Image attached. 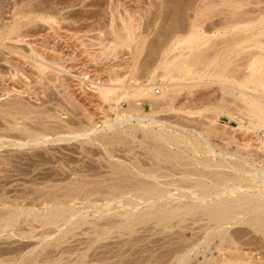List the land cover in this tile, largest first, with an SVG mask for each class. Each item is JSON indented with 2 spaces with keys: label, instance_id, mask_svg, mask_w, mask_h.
Here are the masks:
<instances>
[{
  "label": "bare ground",
  "instance_id": "1",
  "mask_svg": "<svg viewBox=\"0 0 264 264\" xmlns=\"http://www.w3.org/2000/svg\"><path fill=\"white\" fill-rule=\"evenodd\" d=\"M219 1H224L223 4L226 3L225 5L230 7V10L228 9L230 13L227 11L230 16L229 20L222 23L214 22L211 26H206L205 23L210 18L206 19L212 16L213 7L211 5L212 2L215 3V0L210 2L206 0L205 10L200 9L198 4L194 8L195 11L193 9L196 14L195 18H190L187 28L185 27L184 31H181V29L171 32L170 38L165 44L166 46L164 45L165 47H163L164 50L162 49L163 51H161L159 63L150 71L147 78L138 75V72L136 73L138 67L135 64L134 67L130 68L129 74H111L105 80L92 79V77L88 76V73L73 75L66 68L60 67V69L57 67L56 60L53 61L52 57H50L52 60L49 59L37 47L31 45V42L27 39L30 37L27 30L30 29L29 26L33 25V22H36L37 18L50 24L56 23L57 20L50 15H45L44 13L47 10L43 13L42 10L46 8H43L45 5L41 2L38 4L33 3L29 7L26 6L23 0H5L0 3V62L10 63L7 67L8 70L0 71V83L8 84V86L10 83V88L5 87L7 93L13 92L15 96H21V94L26 92L24 87H29L34 82L39 84L44 81L49 84H52L50 82L55 83L60 75L59 72L66 70L65 72L69 75L71 74L80 79L82 84L87 83V81L90 82L95 88L94 91L98 94V97L108 103L116 117L112 120H107L106 123L113 121L114 124L116 122L118 125H123L136 120L133 126L129 124V127L126 125L127 128H125L131 132L133 130L143 131L146 140L151 139L155 142L154 148L149 150L152 154H150V158L148 157V161H139V159L137 162L136 158L135 161L137 163H133V169L127 168L128 165L124 166L121 163L119 167L115 165L117 169L114 168V170H117V172L114 170L113 172H116L118 176L122 175V179H120V183H116L114 180V185L110 183L112 185H108V187L110 186L109 189L106 188L108 189L106 191L107 202L104 204L105 210L103 211H105V216L109 215L111 217L105 220V224H96V227H98L97 229L95 227V231L92 232L96 234V240H100L104 232V236L108 238L113 228H119V230L122 229L133 234L140 225L151 223L155 228L157 226L164 227L166 231V229L174 228L177 225L180 226L191 219V222L194 220L192 226L195 225L197 227L198 225L197 228L202 231L199 234L202 233V235H198L195 231V226L190 227L185 223L187 224L183 226L185 232L192 229L196 239L188 243L190 238H187L184 247L182 246L181 250L178 247L180 251L177 249L179 252L175 253V261H170L168 264H188L194 259H197L200 264H264V244L262 243L264 241V166L257 168L255 167L256 164H253L251 169L244 166L245 164L242 165V162L240 164L235 163V155L221 150L222 147L219 149V146L214 145L210 140L208 131H195L193 129V131H190L188 128L180 129L181 127L177 129V126V130L175 128H172L175 130L168 128L156 129L155 127L160 121L151 116L158 108H163L164 110L169 108L171 110L177 97L181 94L180 92L183 91L182 89H186V91L190 89L192 91L202 85H206V87H208L207 85H220L223 87L222 90L224 92L222 97L223 95L231 97L232 100H229L228 103L235 105L234 108L238 107L241 112L245 113L244 116L248 118V126L243 125L241 121L242 123H239L240 128H245L249 131L253 130L254 132L264 131V0H253V4H256L253 8L249 7V3L252 0L250 2H248L249 0ZM204 18L205 21H203ZM129 19H125L123 25L119 26V28L113 27V24L110 25L112 26L111 33L116 43L113 49L118 47L133 48L134 45H137L138 36L132 28V19ZM214 38L219 40L216 39L215 42ZM22 43H26L28 48L17 46ZM212 49H215L213 53ZM107 51L108 49L106 48V53ZM8 56L17 58V62L12 61V59L9 61ZM28 66L34 67L37 71L31 70L32 68L30 71H26ZM24 68H26L25 71ZM214 70L215 73H213ZM214 76L217 78H214ZM12 82H17V84L23 82L22 84H25V86L23 87L21 83L19 87L14 84L11 85ZM30 90L33 89L30 88ZM214 98L217 101L218 98ZM18 100L16 102L8 101L10 104H5L8 107L4 108L5 105H3L4 107L1 108L3 111H0L1 114L4 113L6 115L4 117L7 120V116L15 117V119L9 118L12 120V122L10 121L12 124L11 128L15 129L20 128L18 127L20 122H14L17 121L16 116L27 118L30 113H28L25 106L23 107V103L18 102ZM124 102L125 104L123 105ZM136 103L149 104L151 113H146L141 105L135 107ZM25 105L27 106V103ZM224 105L226 106V104ZM228 105L226 107H229ZM192 110L189 111L188 109L187 113L201 114L203 112V109L198 112ZM52 115L54 116V113ZM118 115L123 117H118ZM229 115L232 118L237 117L233 113H229ZM166 123L169 122L161 121L159 125L165 126ZM28 124L26 122L25 125L27 126ZM28 127L30 126L24 127L22 125L20 129L24 131H22L23 134L27 133L30 140L14 142L13 146L16 145L18 148L28 144L39 146L40 143L44 144L50 140L49 136L46 139L47 134L45 133V136L41 130L42 133L35 130L37 128H32V125L30 128ZM97 129L99 128H95V132ZM125 133L126 135L128 134V132ZM260 145L262 149L260 151L264 152V139L261 140ZM242 161L246 160L242 159ZM110 167L112 168V166ZM68 195L66 194L67 197ZM62 198L60 194L49 199L47 197V200H45L46 204L44 203L45 210L42 209L43 212H36L33 209V205L32 208H26L27 206L25 205L26 207H23L24 210H21V208L20 210H12L9 208L7 211H3L5 212L4 216H2L3 214L0 211V233L7 229L11 230L17 223H20L21 215L26 212L33 215L35 220L32 219L33 223L38 221L39 225L45 227V229L46 227H54L55 230L48 233L47 236L57 233V231H63L57 239L55 238L56 244L62 243L70 234L77 235V230L83 228L86 224L95 225L96 222L90 221L88 213L80 212L68 203H64L65 200H61ZM114 203L116 204L114 205ZM24 204L26 203L24 202ZM94 206L95 209L97 206L96 204ZM100 212L102 211H95V213ZM38 222L37 225L32 223L35 225L34 227L39 226ZM33 225H31L32 228ZM66 225L67 228H64ZM27 226L29 227L30 225ZM31 231L29 232L31 233ZM24 232H22V235H24ZM250 233L259 234V236L256 237L254 235V239H248V234ZM45 235L41 238L43 239ZM48 243L45 244L49 245L50 243ZM85 253L83 252L82 254L86 256L87 254ZM27 256L25 257L27 258ZM200 257H203V259L200 260ZM80 258L81 261L85 259L84 256ZM6 259L8 258L6 257ZM83 263L88 264L84 261ZM0 264L9 263L3 260L0 261Z\"/></svg>",
  "mask_w": 264,
  "mask_h": 264
},
{
  "label": "rangeland",
  "instance_id": "2",
  "mask_svg": "<svg viewBox=\"0 0 264 264\" xmlns=\"http://www.w3.org/2000/svg\"><path fill=\"white\" fill-rule=\"evenodd\" d=\"M3 1L5 0H0V3ZM23 1H25L27 7L33 3L38 4L41 2L46 6L42 5L43 8H46L45 10L42 8L43 13L47 10L44 13L45 15H50L58 20V22L56 20V23L52 22L53 24H50L37 18L36 22H33V25L29 26L30 29L27 30L30 34V37L27 39L31 42V45L37 47L49 59L52 57L53 61L56 60L57 67L66 68L73 75L88 73V76L92 77V79L98 80H105L111 74L116 73L122 75L129 74L130 68L134 67L135 64L138 67L136 73L138 72V75L147 78L150 71L159 63L161 51L164 50L163 47L166 46L165 44L168 42L171 32L181 29V31H184L185 27L187 28L190 18H195L194 8L198 4L202 10H205L204 7H206V0ZM213 2L212 5L210 4L213 7V11H211L212 16L206 19L210 18L209 20L212 19L213 21L208 20L209 22L205 23L206 26H211L214 22L222 23L228 21L230 18L228 14V12L230 13V7L225 5L226 3L223 4L224 1L220 2L218 0L217 2L215 0V3ZM249 4L251 8L256 6V4H253V0ZM124 18L132 19V28L138 36L137 45H134L133 48L118 47L117 49H113L116 43L111 33L112 26L110 25L113 24V27L119 28V26L123 25ZM205 18L203 21H205ZM216 39L214 38L215 42ZM17 46L28 48L26 43L18 44ZM106 48L108 49L107 53ZM214 50L212 49V53ZM8 58L9 61L12 59V61L17 62V58L13 56H8ZM2 63L0 62V71H4V69L8 70L7 67L10 63ZM31 68V66H28L29 70L24 68V71L25 69L26 71H30ZM31 70L37 71L34 67ZM65 71L59 72L60 75L57 81L55 83L50 82L52 84L47 83V81L40 84L34 82L32 83L33 85H30L31 87L26 86V88L24 87L25 84L20 82L24 89H26V94H21V96H15L13 92H6L7 90L5 89L10 88V83L9 86L8 84L0 83V111H3L1 110L4 107L3 105L10 104L13 101L16 102L19 99L20 101L18 100V102H22L23 107L25 106L28 113H30L29 117H27L28 120L17 115V121L14 122H20L19 125H23L24 127H31L32 125V128H37L35 130H38V132L42 131L44 132L43 134L46 133V139L48 136L50 139L44 144L40 143L39 146L32 144L25 145L22 148H18L16 145L13 146L14 142H21V140L28 141L30 137L27 133L23 134L24 131L20 129L21 126L19 125L18 127L20 128H11V119H15V117L11 118V116H7L8 121L4 117L6 115L2 113L4 114L2 116L0 113V211L3 214L2 216H4L5 212L3 211H7L9 208L12 210H20L21 208V210H24L26 206V208H32L33 205V209L36 212H41L42 209L45 210L44 203L47 197L49 199L60 194L63 197L61 200H65L64 203H68L80 212L88 213L90 221L96 223L95 225H84L83 228L77 230V235L70 234L64 239L65 241L63 240L62 243L56 244V239L63 231H57V233L47 236L48 233L55 230L54 227H46L45 229L37 221L39 226H36L38 227L36 228L33 224L36 223L37 225V222L33 223V215L27 212V214L21 213V222L19 221L18 225L16 224L11 230L7 229L0 233V261L4 260V262L9 264L11 262H13L12 264H85L83 261L88 264H168L170 261L174 262V256L177 254L176 252L179 248L181 250L184 247V244H186L185 240L192 237L191 240L189 239L190 242L188 241V243H191L196 239L192 229L185 232L183 227L187 224L190 227H194L195 225L192 226L194 220L191 222L190 219L185 222L187 224L183 223L180 226L177 225L174 228H170L171 231L170 229H166L165 231V228L161 226L155 228L153 224L149 223L137 227L138 229L133 234L122 229L119 230V228H113L112 233L109 234L110 237L104 236V232L100 240H96V234L92 233L95 231L96 224H105V220L111 217L109 215L105 216V211H103L105 210L104 204L107 202L106 191L112 184L114 185V182L120 183V179H122V175H116L117 170H114V168L117 169L116 166L119 167L121 163L124 166L128 165L127 168L133 169V163L136 162V158L137 162L139 159V161H148V157L150 158V154H152L149 150L154 148L155 142L151 139L146 140L143 131L133 130L132 134L131 131L126 129L127 126L129 127V124L133 126L136 120L123 125H118L116 122L114 124L113 121L106 123L107 120H112L116 117L108 103H105L103 99L98 97V94L94 91L95 88H93L90 82L87 81V83L82 84L80 79L71 74L69 75ZM213 73H215V70ZM214 78L217 77L214 76ZM20 83L12 82L11 85L14 84L19 87L21 86L19 85ZM203 86L195 88L192 91L190 89L188 91L182 89L180 97H177L171 110L169 108H166V110L163 108L156 109V112L151 115L160 121L155 128L175 130L177 126V129L181 127L180 129L188 128L190 131H208L210 140L214 145L219 146V149L222 147L221 150L235 155V163L240 164L242 162V165L245 164L244 166L251 169L253 168V164H256L255 167L257 168L264 166V152L260 151L262 150L260 142L264 139V131L254 132L245 128L241 129L240 124L242 122L243 125L248 126V118L244 116L245 113L241 112L238 107L240 112L236 110L237 108H234L235 105L228 103L229 100H232L231 97L227 95H225L226 97L224 95L222 97V93H224L223 87L220 85H207L208 87H206L205 85L204 88ZM30 88L33 89L30 90L31 92L29 91ZM214 97L218 98L217 101ZM220 99L224 100H221V102ZM26 103L27 106L25 105ZM223 103L226 106L229 104V107H226ZM135 105V107L141 105L146 113H151V106L149 104L136 103ZM6 107L8 106L5 105L4 108ZM188 109L189 111L193 109L192 111L194 112L203 109V112L201 114L187 113ZM53 113L54 116L52 115ZM229 113H233L237 117L232 118ZM47 114H51V116L48 117ZM119 116L123 117L122 115ZM31 121H33V124ZM37 121L39 122L37 123ZM161 121L169 123L161 126L159 125ZM26 122L29 123L27 126L25 125ZM94 127L99 129L95 132ZM125 132H128V134L126 135ZM84 133L87 134L81 135ZM58 138L59 140H57ZM242 159H245L247 163L246 161H242ZM165 164L167 165V163ZM113 170L116 172L114 173ZM110 177H113L112 180ZM108 185L110 186L108 187ZM79 188L81 190L85 188V191L83 190V192ZM70 192L73 193L71 194ZM68 198L73 201H70ZM10 201L11 203H9ZM94 204L97 206L95 209ZM16 206L17 208H15ZM97 210L102 212L95 213ZM29 221L32 222L30 223ZM27 225L30 226L28 227ZM31 225H33V228ZM197 227H194L195 231L201 236L202 233H199L202 231ZM34 228L37 230H34ZM64 228H67V225ZM25 230L27 231V235ZM22 232H24V235H22ZM28 234L31 235L30 238ZM44 234H46L45 240L41 238ZM25 235L28 237L26 238ZM254 235L256 237L259 236V234L250 233L248 234V239H254ZM47 242L50 244L46 245L45 243ZM262 243L264 244V241ZM83 252H86L87 257L82 254ZM81 256L85 257L82 261ZM202 259L203 257H200V260ZM55 260H58L57 263ZM59 260L62 261L60 262ZM188 264H200V262L194 259Z\"/></svg>",
  "mask_w": 264,
  "mask_h": 264
}]
</instances>
